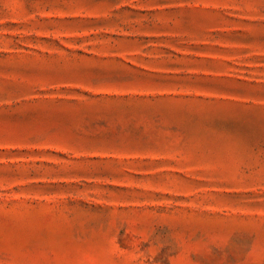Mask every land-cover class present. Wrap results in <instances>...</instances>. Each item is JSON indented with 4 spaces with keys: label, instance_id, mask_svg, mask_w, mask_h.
<instances>
[{
    "label": "rangeland",
    "instance_id": "rangeland-1",
    "mask_svg": "<svg viewBox=\"0 0 264 264\" xmlns=\"http://www.w3.org/2000/svg\"><path fill=\"white\" fill-rule=\"evenodd\" d=\"M0 264H264V0H0Z\"/></svg>",
    "mask_w": 264,
    "mask_h": 264
}]
</instances>
